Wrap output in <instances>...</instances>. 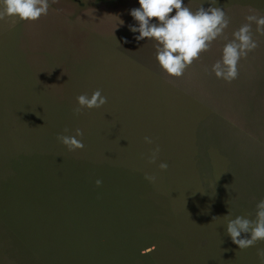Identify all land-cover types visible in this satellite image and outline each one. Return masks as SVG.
I'll list each match as a JSON object with an SVG mask.
<instances>
[{
	"label": "rangeland",
	"instance_id": "1",
	"mask_svg": "<svg viewBox=\"0 0 264 264\" xmlns=\"http://www.w3.org/2000/svg\"><path fill=\"white\" fill-rule=\"evenodd\" d=\"M183 3L229 23L180 77L129 31L137 0L0 18V264H264V240L239 249L225 231L264 199V31L251 23L234 80L211 71L264 0ZM97 89L107 102L74 113ZM76 129L84 148L69 151L57 137Z\"/></svg>",
	"mask_w": 264,
	"mask_h": 264
},
{
	"label": "clouds",
	"instance_id": "2",
	"mask_svg": "<svg viewBox=\"0 0 264 264\" xmlns=\"http://www.w3.org/2000/svg\"><path fill=\"white\" fill-rule=\"evenodd\" d=\"M137 3L139 7L128 13L135 22L129 26V31L138 33L134 36L137 41L147 38L157 43L155 59L160 68L172 77H180L201 52L207 51L210 43L223 33L229 23L224 10L219 7L204 8L201 4L193 11L184 5L183 0H137ZM49 6V0H0V18L9 16L20 21H36L48 14ZM246 20L248 23L234 31L233 39L223 46L220 60L211 66L218 79L226 82L234 80L240 58L257 47L251 36V23L256 24L257 32L264 31V16L249 15ZM76 101L77 107L73 111L78 114L81 108H100L107 98L97 89L90 96H77ZM82 135L81 130L76 129L74 135H60L57 138L69 151H74L84 148L82 139H78ZM145 140L152 143L148 137ZM158 152V147L153 150L151 163L156 161ZM158 167L166 170L168 164L160 162ZM145 179L154 181L155 177L146 176ZM101 183L100 179L95 181L97 186ZM255 209L254 219L236 216L227 222L226 235L239 249L249 248L256 241L264 240V199L256 203ZM257 255L264 259V250H258Z\"/></svg>",
	"mask_w": 264,
	"mask_h": 264
},
{
	"label": "crops",
	"instance_id": "3",
	"mask_svg": "<svg viewBox=\"0 0 264 264\" xmlns=\"http://www.w3.org/2000/svg\"><path fill=\"white\" fill-rule=\"evenodd\" d=\"M225 12V11H224ZM226 15V14H225Z\"/></svg>",
	"mask_w": 264,
	"mask_h": 264
}]
</instances>
